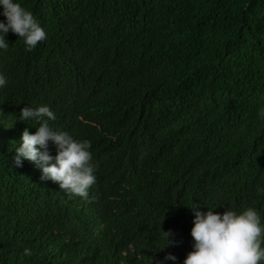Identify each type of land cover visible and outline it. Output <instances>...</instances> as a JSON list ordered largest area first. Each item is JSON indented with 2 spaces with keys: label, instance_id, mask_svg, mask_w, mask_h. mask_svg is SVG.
<instances>
[{
  "label": "trees",
  "instance_id": "16d2710c",
  "mask_svg": "<svg viewBox=\"0 0 264 264\" xmlns=\"http://www.w3.org/2000/svg\"><path fill=\"white\" fill-rule=\"evenodd\" d=\"M21 3L47 37L28 50L10 30L0 49V264H157L167 252L178 259L164 264H182L187 204L253 206L264 221V0ZM28 104L91 142L87 198L13 163L37 123L19 119ZM164 230L174 242L162 246Z\"/></svg>",
  "mask_w": 264,
  "mask_h": 264
},
{
  "label": "clouds",
  "instance_id": "9594fccd",
  "mask_svg": "<svg viewBox=\"0 0 264 264\" xmlns=\"http://www.w3.org/2000/svg\"><path fill=\"white\" fill-rule=\"evenodd\" d=\"M0 5V13L4 16V19H0V49L7 50L10 47L6 36L10 30L23 38L28 50L46 39L45 27L21 0H0ZM7 84L8 77L0 72V88ZM257 116L264 120V103L259 105ZM55 118L56 112L48 104H28L20 110L19 119L27 122L31 119L37 123L34 124V131L23 128L19 143L15 146L13 163L22 166L24 158L30 159L41 168L42 179H51L58 182L67 193L87 198L96 181L98 168V164L93 161L91 142L75 138L67 130L52 127L49 121ZM50 143L55 146L54 155L49 150ZM187 205L194 211L191 227L193 244L182 264L264 262V221L255 207L237 210L228 204L221 212L214 210L217 205L208 206L207 210H202L197 203ZM170 234V231L164 230L166 243L162 246L174 242L169 239ZM23 251L27 255L32 254L30 247H25ZM177 259L175 253L167 252L157 264Z\"/></svg>",
  "mask_w": 264,
  "mask_h": 264
}]
</instances>
